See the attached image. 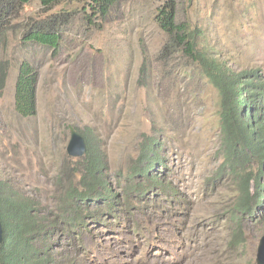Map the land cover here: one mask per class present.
Returning <instances> with one entry per match:
<instances>
[{"label":"rangeland","instance_id":"rangeland-1","mask_svg":"<svg viewBox=\"0 0 264 264\" xmlns=\"http://www.w3.org/2000/svg\"><path fill=\"white\" fill-rule=\"evenodd\" d=\"M163 1L122 0L106 22L91 25L82 2L45 9L31 0L17 21L22 26L0 50L10 62L0 97V180L33 200L44 226L34 244L47 264H257L264 203L235 219L236 182L226 171L215 175L221 162L216 90L196 71L179 70L191 64L182 56L158 70L167 37L154 12ZM177 9V20L201 29L200 44L213 56L235 71L264 76V0H177ZM60 12L70 21L58 52L22 41L28 18ZM142 50L152 66L146 79ZM23 59L39 74L32 117L14 108ZM69 125L99 145L105 181L117 194L111 208L92 199L80 204L75 225L65 194L81 188L83 157L66 151ZM152 135L162 150L151 172L164 186L126 194V176Z\"/></svg>","mask_w":264,"mask_h":264},{"label":"trees","instance_id":"trees-1","mask_svg":"<svg viewBox=\"0 0 264 264\" xmlns=\"http://www.w3.org/2000/svg\"><path fill=\"white\" fill-rule=\"evenodd\" d=\"M31 0H0V50L8 45V35L20 24L23 6ZM41 7L50 9L65 1L84 3L86 21L96 25L95 19L106 22L111 11L122 0H38ZM177 0H164L154 12V21L166 35L158 54V70H168L176 56L190 60L179 70L196 71L216 90L220 127L219 154L221 162L215 172L226 171L235 180L239 195L233 204L235 219L239 214H251L253 208L264 203V76L257 70L235 71L225 61L213 56L200 44L201 29L192 27L188 20H177ZM68 12H60L39 20L28 18L22 27L21 39L51 48L58 52L64 31L69 22ZM140 73L146 79L152 66L142 50ZM10 62L0 55V97L6 86ZM38 71L29 60L23 59L18 66L15 80L14 108L23 117L37 114ZM142 81V79H140ZM143 85H147L143 80ZM1 119V109H0ZM86 151L82 159L81 188H69L65 197L72 215L71 225L79 223L82 206L86 201L113 207L115 194L106 183L103 169L104 154L99 145L87 134L81 133ZM161 140L156 135L146 137L139 149L138 163L126 176V194L147 192L148 185L163 187L162 181L151 172L161 158ZM144 182H134L135 176ZM81 203H80V202ZM0 220L3 239L0 245V264H47V258L34 244L36 236L44 230L41 217L34 209L32 199L22 197L6 181L0 180Z\"/></svg>","mask_w":264,"mask_h":264},{"label":"water","instance_id":"water-1","mask_svg":"<svg viewBox=\"0 0 264 264\" xmlns=\"http://www.w3.org/2000/svg\"><path fill=\"white\" fill-rule=\"evenodd\" d=\"M69 128V141L66 146L68 155L72 157H83L86 151V145L82 134L73 126ZM3 239V229L0 220V245ZM255 261L257 264H264V235L260 238L259 245L256 252Z\"/></svg>","mask_w":264,"mask_h":264}]
</instances>
